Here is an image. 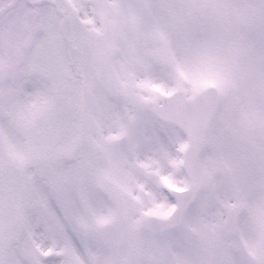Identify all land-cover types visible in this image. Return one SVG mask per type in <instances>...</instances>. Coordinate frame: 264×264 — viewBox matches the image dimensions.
Wrapping results in <instances>:
<instances>
[{"label":"snow or ice","instance_id":"obj_1","mask_svg":"<svg viewBox=\"0 0 264 264\" xmlns=\"http://www.w3.org/2000/svg\"><path fill=\"white\" fill-rule=\"evenodd\" d=\"M0 264H264V0H0Z\"/></svg>","mask_w":264,"mask_h":264}]
</instances>
